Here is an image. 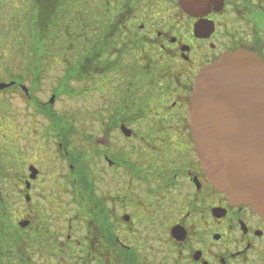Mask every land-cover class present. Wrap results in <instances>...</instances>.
Here are the masks:
<instances>
[{
    "label": "flooded vegetation",
    "instance_id": "1",
    "mask_svg": "<svg viewBox=\"0 0 264 264\" xmlns=\"http://www.w3.org/2000/svg\"><path fill=\"white\" fill-rule=\"evenodd\" d=\"M24 1L0 12L6 51L32 53L40 43L36 11L46 0ZM74 5L73 21L60 26L67 38L56 64L66 67L69 92L61 93L85 102L77 122L90 130L76 131L72 144L75 132L60 127L48 145L46 124L34 140L22 126L10 140L12 158L0 157V264H264V218L210 184L188 121L193 83L206 65L240 49L264 62V0ZM44 27L46 41L54 35ZM43 75L8 74L0 94L34 102ZM69 81L79 86L74 93ZM38 105L46 118V104ZM21 138L40 142L34 156L27 159Z\"/></svg>",
    "mask_w": 264,
    "mask_h": 264
},
{
    "label": "water",
    "instance_id": "2",
    "mask_svg": "<svg viewBox=\"0 0 264 264\" xmlns=\"http://www.w3.org/2000/svg\"><path fill=\"white\" fill-rule=\"evenodd\" d=\"M188 113L210 184L264 218V62L242 49L222 54L195 78Z\"/></svg>",
    "mask_w": 264,
    "mask_h": 264
},
{
    "label": "rangeland",
    "instance_id": "3",
    "mask_svg": "<svg viewBox=\"0 0 264 264\" xmlns=\"http://www.w3.org/2000/svg\"><path fill=\"white\" fill-rule=\"evenodd\" d=\"M23 1L24 0H22V2ZM13 2L21 3V0H0V12L11 8ZM71 4L72 6L70 5L69 8L70 12L68 11L70 17L71 13L75 12L74 0H72ZM42 8L43 11L38 18V13L36 11L37 20L34 27H36L37 30L35 32L38 34V39L42 41L44 46L47 43L46 41L50 38L55 41L54 45L51 43L50 47H47L46 50H44V48L40 50V47H37L39 50L32 53L30 50L22 47H19L18 50L9 47L7 51L4 50L5 47L0 48V82L9 81L12 78H10L11 75L17 76V74L22 72H28V74H30L33 71H39V73L44 74L41 76V79H39L38 85L34 88L32 94L36 100L34 102L26 101L23 97L18 96L12 90H6L0 94V157L3 158L4 163L8 161L7 157L12 158L11 155L6 154V152H11L9 151L10 149H8L10 140H13L15 136H17L18 131L21 130L22 126L27 127L29 132H32H28L27 136L34 140L32 138L33 135L37 136L39 132H42V129L46 124V129H50L51 131L50 134L46 132V143L48 145L57 139L56 132L60 127L69 131L66 135H69L70 132H75L72 134V137L71 134L69 135V140L72 141V144L76 143L74 135H81L80 133H76V131H80L81 129L85 134H88L90 130V128L85 127L86 124L83 125L78 123L84 118V115L79 114L78 112L76 113V111L81 108V105L84 107L85 102H81L79 99H74L70 94L61 93V91H65L66 89L65 85H62L63 68L65 65H57L56 62L62 55L59 51V48L61 47L59 41L63 38H67V32H64L61 36L62 31L60 26H62V23L57 22V29L52 32L54 37L48 36L49 38L47 37L46 41H44V36L46 34L44 24L48 22L49 16L48 12H46V7L42 6ZM6 17L8 16H3V18ZM39 29L40 32L38 31ZM75 45L76 42L72 41V47ZM72 50L74 51V48H72ZM41 52L42 54L39 55ZM54 55H56V57H53ZM69 55H72V52L67 53V56ZM46 62H48L50 66L47 65L48 63ZM8 74H10V76H8ZM30 84L31 81L25 82L27 88H33ZM68 84L71 87V93H74L79 87L76 81H69ZM65 92L68 93L69 91ZM81 97L85 98L86 96L80 95L79 98ZM51 100L53 102H51ZM41 103L44 105L46 104V118L42 115L43 113L38 112V104ZM53 117L55 118V122L52 123ZM65 121H68V123H64ZM48 123L51 125V127L49 126L50 128L47 126ZM31 142L28 143L27 141L26 145L24 139L21 138L18 140L19 147L28 155L27 159L33 155V147H39L40 144V142ZM37 154H39L40 157L43 156L42 151H38Z\"/></svg>",
    "mask_w": 264,
    "mask_h": 264
},
{
    "label": "trees",
    "instance_id": "4",
    "mask_svg": "<svg viewBox=\"0 0 264 264\" xmlns=\"http://www.w3.org/2000/svg\"><path fill=\"white\" fill-rule=\"evenodd\" d=\"M43 0H39L40 4ZM72 0H46V12H48V22L45 23V25L50 24L52 25V30H56L57 28V22H61L62 24L67 23L69 19H74L73 13H71V17L70 14L68 13L70 5L72 6L71 3ZM75 2V0H74ZM43 11L42 5H38L37 6V13L39 17L40 13ZM70 12V11H69ZM73 21V20H72ZM37 26V25H36ZM37 30V28L35 27V31ZM47 31V30H46ZM38 34L36 33V37H35V41L38 40L39 43V39H38ZM37 47H40V50L44 48V50H46V47L43 45L42 41H40L39 44H35L33 47V52L39 50L37 49ZM42 54L39 53V55ZM55 120V118H52Z\"/></svg>",
    "mask_w": 264,
    "mask_h": 264
}]
</instances>
